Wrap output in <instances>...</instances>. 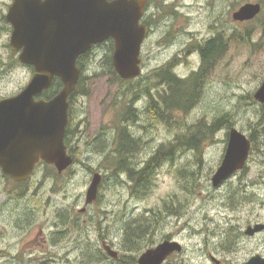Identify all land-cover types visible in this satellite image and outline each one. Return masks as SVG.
Listing matches in <instances>:
<instances>
[{"label":"rangeland","instance_id":"obj_1","mask_svg":"<svg viewBox=\"0 0 264 264\" xmlns=\"http://www.w3.org/2000/svg\"><path fill=\"white\" fill-rule=\"evenodd\" d=\"M183 1L188 6L185 11L190 18H181L178 25L204 33L210 26L217 25L225 37H231L232 45L215 63L201 84L198 97L186 109H171L168 120H161V116L157 118L155 114L150 120L147 116L142 117L139 124L125 122L142 142V147L129 159L136 168L162 148L171 151L172 157L161 162L151 188L139 196L134 195L128 174L114 175L104 167L115 157L116 127L123 122L124 115L127 116L128 105L135 106L141 95L139 88L145 89L151 82L149 78L155 77L154 71L164 66L170 56L181 50L178 46L187 40L180 38L172 50L160 47L157 42L166 29L165 22H162L161 31L146 42L142 55L146 82L131 81L123 86L116 83L112 75L106 74L103 60L109 52V44L96 46L85 58L87 95L77 96L73 108L81 124L83 140L78 143L75 176L73 180L66 179L69 198L65 199L71 206L75 201L77 215L81 218L77 221L76 245L70 254L61 253L62 257L56 252L59 247L53 246L50 240L46 243L51 244H45L37 251L32 252L34 246L30 245L29 256L32 258L22 264H118L109 257H95L100 251L97 242L101 236L116 251L123 253L121 264H133L139 251L167 236L185 248L182 254L172 258L170 264H208L204 256L209 253L216 258L219 255L228 264H235L251 254L264 256L263 237L243 241V246L231 250L234 244H238L234 231L247 223L264 224V105L254 98L264 82V10L249 23L235 22L232 16L245 4L264 3V0ZM208 8H215L214 15H207ZM181 55L179 75L190 77L192 70L201 68L197 55ZM155 83L152 81L150 87L155 88ZM164 89L157 86L152 92L158 98ZM122 110L124 112L120 115ZM233 128L252 137L250 171L215 188L212 177L226 154V135ZM198 130L214 134L202 151L188 150L178 144L181 138L195 135L193 133ZM97 172L103 176L98 199L81 215L80 210L86 208L87 191ZM186 173L189 174L184 176ZM52 185L51 180L44 184L45 199L51 198L48 195ZM52 204L53 207L48 205L40 214H48L46 218L52 219L55 202ZM63 205L61 202V209ZM44 219L41 218V222ZM129 223L143 226L146 238L127 243L124 238ZM82 228L89 229L90 239L86 236L80 238L79 229ZM47 231L48 228L45 235ZM149 232L153 236H148ZM223 245L231 246V249H223Z\"/></svg>","mask_w":264,"mask_h":264},{"label":"flooded vegetation","instance_id":"obj_2","mask_svg":"<svg viewBox=\"0 0 264 264\" xmlns=\"http://www.w3.org/2000/svg\"><path fill=\"white\" fill-rule=\"evenodd\" d=\"M46 1L47 0H41V2L43 3ZM107 1L109 3H113L118 0ZM15 2L16 0H0V104H2L4 101L19 96L27 88L33 76L35 75L34 66L25 64L20 61V57L23 53L24 48L16 50L13 49L12 46L14 27L9 20V15L14 8ZM257 4L261 5L262 13L264 10V3L257 2ZM187 7V4H185L184 1L181 2V0H145L143 15L140 23L146 27L147 37L141 49L140 58L142 61V75L138 79H136L138 83L146 82V77L143 76L144 63L142 59L146 42L151 37L154 38L157 34H159L162 27V24L160 23L162 22H165L166 29L163 32V35L159 37V41L157 42L160 47L165 46L168 49L172 50L175 47L176 43L180 40V38L184 37L187 38V40L185 41L184 45L178 46V48H180L181 50L178 49V51H176L174 55L170 56L169 60L164 66L159 67L158 70L154 71V75H158L163 69H169L178 80L187 83L195 75H198L202 72L204 68L203 53L206 50H211L216 53L217 56L210 62H208L207 67H205L204 71L206 72L207 77V75L212 71L215 63H217L220 59L221 56L219 57V53L223 51V54H226L231 48V37H225V35H223L220 31V27H218L217 25L210 26L206 33H204L203 31L189 30V26L178 25L181 18H190L189 13L185 11ZM208 10L209 13L207 15H210V13L214 15L216 11L215 8H213L212 10L208 8ZM182 53H187L191 56L197 55L201 60V68L199 70H192L190 77L179 75V65L180 62H182ZM205 72H203L201 79H205ZM204 79L203 83L205 81ZM149 80L151 82L155 81V77L149 78ZM151 82H149V86L151 85ZM165 85L166 86L164 91L166 90V97L170 102L174 98H178V96L180 98L184 96V99H194L197 98L200 93V90L197 94L190 92L186 93L182 90L175 91L176 89L173 87V85ZM14 86L15 90L13 91ZM144 88L145 89L139 88L141 95L138 96L139 99H136L135 106L132 110L134 116L136 117L135 123L137 124H139V120L142 117L147 116L149 118L148 120H150L151 117H155L156 113L154 101H152L150 95L147 94V87L145 86ZM153 90L150 89V94H153ZM153 95L156 100L157 96L155 94ZM55 96L51 97L49 95H46L44 91L41 94L35 96L34 101L36 103L49 102ZM145 98L147 99L143 102ZM69 102L70 108L68 112L66 133L64 136V145L66 147V155L73 160V164L63 172H60L55 165L48 164L43 158H40L37 162H35L34 168L29 174V169L27 166L29 161V152H24V147H32L36 144V141H38V135L36 134L37 131L35 130V128L32 129L34 127V120L27 118L24 121L23 128L22 125L20 126L18 122L14 124L11 122L9 128L11 132L5 135V128L7 129V120L0 117V262H6V264H22L23 261L32 258L29 256L30 245L34 246L32 252L41 250V247H44L45 244L50 243H46L49 240L52 241L53 246L59 247L57 248L56 252L60 257H62L60 255L61 253L70 254L73 251V246L76 245V236L78 233L77 221H81V218L80 215H77L75 201H72V206L66 204L65 199L69 198V196H67L66 179L68 178L69 180H73L75 176L74 167L78 162V143H81L83 140V137L81 136L83 132L81 131L80 122L77 121L76 112L73 110L76 101L75 99L69 98ZM1 112L2 109H0V114ZM13 128L14 132H12ZM193 134L195 135H186L184 138H181L180 142L178 141V144H180V146L185 149L198 151L196 148H191L189 146V143H193L191 142V140H194V142L199 145L200 152L204 149L205 145H208L210 143V140L214 135L210 131L205 132L199 130ZM229 136L230 132L226 135L225 143L227 144L229 143ZM247 138L251 142V155L253 149V141L252 137ZM140 147H142V142L136 149L139 150ZM153 157H148V159L144 163H147ZM24 158L27 162L26 165H23ZM249 159L250 156L243 169L230 176L222 186H224L227 182H230L232 178L240 174H243L244 176L248 171H250ZM7 160L11 164L10 170H14L20 173V176L13 177L6 173L1 164V161ZM222 162L216 169V171H214L215 174L222 165ZM82 163L85 162L83 161ZM188 174L189 173H186L184 174V176ZM191 175L192 174H190V176ZM48 180H51L53 183L48 195V197L51 198L45 199L43 189L45 187L44 184L47 183ZM72 195L74 197V194ZM53 202H55L54 208L52 209L53 212L55 211L53 214V218H46L49 216L48 214L42 216L40 213L48 208V205H50L49 207H53ZM61 202L65 204L63 205V209H61L60 206ZM90 206L91 205H86V208H82L80 210L81 215H84ZM41 218H45L43 222H41ZM84 222L87 223L86 220ZM257 225L260 224L247 223L243 225L241 229L238 228L237 231H234V233H237L235 236H238V244H234L232 249L231 246L223 245V249L227 248L228 250H233L235 249V246H243L245 244L244 242L258 240L261 237L264 238V230L255 233L253 236L247 234L249 228H254ZM134 226L137 225L135 224ZM46 228L49 229V232L47 231L45 235L44 231ZM79 231L80 238H84L86 236L88 239H90V236H88L90 234L88 228H82L79 229ZM146 233L147 232H145L144 235L140 237H136V239L144 238ZM72 234L74 235L73 239L71 238ZM148 236L153 235L149 232ZM74 240L75 244L73 243ZM166 241H174L178 243V241H176L174 238H171V236H167L157 244L149 246L145 250L139 251V254L133 259V264H139V260L145 252L158 247ZM97 244L100 247V251L98 250L97 253H95V257H109L107 251L105 250V246H111L109 242L103 236H101V238L98 239ZM37 246L40 248L37 249ZM184 251L185 248L183 247V251L181 253L175 252L171 254L163 262V264H170V261L173 257L179 256ZM117 253L118 258L115 261H117L118 264H121L120 262L123 260L121 255H123V253H120L119 251H117ZM258 255L263 256L261 254H251L247 258L240 260L235 264H247L251 259ZM204 257L208 264H228L227 260H223L219 255L218 258H216L213 253H209ZM69 260L71 259L69 258Z\"/></svg>","mask_w":264,"mask_h":264},{"label":"water","instance_id":"obj_3","mask_svg":"<svg viewBox=\"0 0 264 264\" xmlns=\"http://www.w3.org/2000/svg\"><path fill=\"white\" fill-rule=\"evenodd\" d=\"M145 0H16L9 15L13 24V49L24 48L20 61L35 67V75L27 88L17 97L0 104L1 118L7 120L5 135L11 130L10 123L18 122L22 128L24 121L34 120L38 141L29 152V174L35 162L43 158L55 165L60 172L68 169L73 160L66 155L64 136L70 108L69 97L75 91L81 70L80 57L94 46L114 41L113 66L123 81H132L142 75L141 49L147 37L146 27L141 18ZM260 4H245L233 14V20L247 22L261 13ZM63 83L62 90L49 102L36 103L35 96L48 90L54 80ZM254 98L264 105V82ZM14 132V128L12 130ZM5 143V139H4ZM251 151V142L242 132L233 128L222 165L213 177V186H221L230 176L243 169ZM26 159L23 165H26ZM7 174L15 177L20 173L10 170L11 164L1 161ZM103 180L100 173L93 175L86 195V205L97 201ZM264 230L260 224L251 227L247 234L253 236ZM109 257L116 260L118 253L111 246H105ZM183 247L174 241H166L145 252L139 264H163L173 253H181ZM247 264H264L262 256H256Z\"/></svg>","mask_w":264,"mask_h":264},{"label":"trees","instance_id":"obj_4","mask_svg":"<svg viewBox=\"0 0 264 264\" xmlns=\"http://www.w3.org/2000/svg\"><path fill=\"white\" fill-rule=\"evenodd\" d=\"M104 44H109V52L106 55V57L103 60L104 63V70L106 74L112 75L116 83H119L120 85L126 86L131 81H123L118 74L116 73L114 66H113V53H114V42L113 40H110ZM100 46V45H98ZM90 53H87L86 55L82 56L78 60V67L80 68L82 75L80 77L79 84L74 91V93L71 95V99H75L77 96H86L87 91L85 90L84 85V72L86 70L87 62H85V58L89 56ZM223 51L219 53V57L223 56ZM217 56L216 53H214L211 50H206L203 53V61H204V68L201 73L198 75H195L193 78H191L187 83L182 82L178 80L172 72L168 69H163L158 75H155V88L157 89V86H160L161 88H165V84H171L176 89L175 91L182 90L186 93H195L197 94L200 88L202 87V75L203 72H205V67H207V63L210 62L212 59H214ZM205 78H206V72H205ZM205 80V79H204ZM136 81V80H132ZM202 84V85H201ZM63 88V83L59 78H56L52 84V86L45 91L46 95H49L51 97L57 95L61 89ZM153 86H147V94L150 95L152 98V101H154V106L156 109V117L159 118L161 116V120H168L169 119V111L174 108H182L186 109L187 106L194 101V99L189 98L188 100L184 99L183 96L180 98H174L171 102L166 97V90L164 92L159 93V97L156 98L153 94H150V89H155ZM175 93V92H174ZM179 95V93H178ZM186 96V95H185ZM158 101V102H157ZM129 107V110L127 112V116L124 115L123 122L116 127V136L114 138L115 141V151H114V159H112L111 162L108 163L107 167L104 166L107 170L112 171L114 175H123L124 173L128 174V178L133 184L132 190L134 195L139 196L142 194H146L147 191L151 188L153 179L155 177L156 170L159 169L161 166V162L165 161L168 158L172 157V152L167 150L165 148H162L159 150V152L150 159L147 163L140 164V168H136L132 161L130 162L129 159H132L135 152L137 151V147L141 143L139 139L135 137V135L131 132V128H129L125 122L128 123H134L136 120V117L133 114L132 107ZM132 111V112H131ZM124 112V110L121 111L120 115ZM193 143H189V146L191 148H196L199 151V145L194 142V140H191ZM91 172L92 169L90 168ZM173 212H177L176 209L172 210ZM135 225V224H134ZM132 223H129L126 228V236L125 240L127 243L134 242L138 239L136 237H140L144 235V227L139 225L134 226ZM137 246V245H136Z\"/></svg>","mask_w":264,"mask_h":264},{"label":"bare ground","instance_id":"obj_5","mask_svg":"<svg viewBox=\"0 0 264 264\" xmlns=\"http://www.w3.org/2000/svg\"><path fill=\"white\" fill-rule=\"evenodd\" d=\"M219 230V228L217 227V231Z\"/></svg>","mask_w":264,"mask_h":264}]
</instances>
